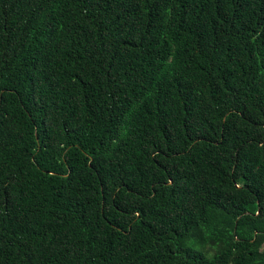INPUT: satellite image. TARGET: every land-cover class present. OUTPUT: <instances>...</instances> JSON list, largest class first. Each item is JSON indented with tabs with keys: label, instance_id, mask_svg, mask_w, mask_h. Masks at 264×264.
I'll use <instances>...</instances> for the list:
<instances>
[{
	"label": "trees",
	"instance_id": "1",
	"mask_svg": "<svg viewBox=\"0 0 264 264\" xmlns=\"http://www.w3.org/2000/svg\"><path fill=\"white\" fill-rule=\"evenodd\" d=\"M0 264H264V0H0Z\"/></svg>",
	"mask_w": 264,
	"mask_h": 264
},
{
	"label": "rangeland",
	"instance_id": "2",
	"mask_svg": "<svg viewBox=\"0 0 264 264\" xmlns=\"http://www.w3.org/2000/svg\"><path fill=\"white\" fill-rule=\"evenodd\" d=\"M209 251V250H208ZM210 252V251H209Z\"/></svg>",
	"mask_w": 264,
	"mask_h": 264
}]
</instances>
